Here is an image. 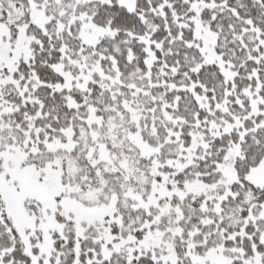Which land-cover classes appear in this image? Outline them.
<instances>
[{
    "label": "snow or ice",
    "instance_id": "obj_1",
    "mask_svg": "<svg viewBox=\"0 0 264 264\" xmlns=\"http://www.w3.org/2000/svg\"><path fill=\"white\" fill-rule=\"evenodd\" d=\"M0 264H264V0H0Z\"/></svg>",
    "mask_w": 264,
    "mask_h": 264
}]
</instances>
